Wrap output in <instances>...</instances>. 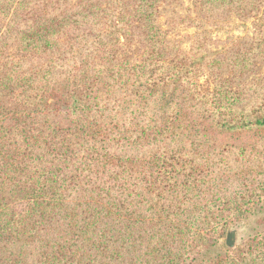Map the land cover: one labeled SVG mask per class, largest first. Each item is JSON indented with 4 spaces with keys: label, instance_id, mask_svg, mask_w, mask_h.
Here are the masks:
<instances>
[{
    "label": "trees",
    "instance_id": "16d2710c",
    "mask_svg": "<svg viewBox=\"0 0 264 264\" xmlns=\"http://www.w3.org/2000/svg\"><path fill=\"white\" fill-rule=\"evenodd\" d=\"M164 1L0 0V264H264L208 256L264 212V0H198L254 22L215 56L172 54Z\"/></svg>",
    "mask_w": 264,
    "mask_h": 264
},
{
    "label": "rangeland",
    "instance_id": "374dc122",
    "mask_svg": "<svg viewBox=\"0 0 264 264\" xmlns=\"http://www.w3.org/2000/svg\"><path fill=\"white\" fill-rule=\"evenodd\" d=\"M198 0H165L160 8V22L163 28L168 31L167 39L176 47L172 54L181 52L188 56L198 35H207L206 44L203 51L212 56L226 54L235 49H244L252 41L254 33L253 19L241 20L233 12L228 13L223 18H210L200 9ZM259 71H264V68ZM226 73V70H224ZM201 83L210 82L211 78L207 71L203 72L199 78ZM226 173L229 172L227 169ZM230 174L220 175L211 189H206L200 202L209 201L212 195L221 197L223 194H230L241 191L240 186L229 176ZM264 219V212L261 206H257L253 215L242 223L233 225L230 232H234L232 244H228V234L214 246L209 257L224 253L228 246L244 245L252 237L264 234V224L260 219ZM227 246V247H226Z\"/></svg>",
    "mask_w": 264,
    "mask_h": 264
},
{
    "label": "water",
    "instance_id": "95a60500",
    "mask_svg": "<svg viewBox=\"0 0 264 264\" xmlns=\"http://www.w3.org/2000/svg\"><path fill=\"white\" fill-rule=\"evenodd\" d=\"M234 236H235L234 232H230L228 234V239H227L228 244H232V239L234 238Z\"/></svg>",
    "mask_w": 264,
    "mask_h": 264
}]
</instances>
